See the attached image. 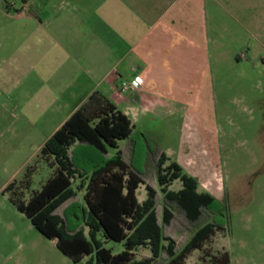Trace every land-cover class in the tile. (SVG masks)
I'll return each instance as SVG.
<instances>
[{
	"label": "rangeland",
	"instance_id": "obj_1",
	"mask_svg": "<svg viewBox=\"0 0 264 264\" xmlns=\"http://www.w3.org/2000/svg\"><path fill=\"white\" fill-rule=\"evenodd\" d=\"M22 4L23 0H0V70L17 53L18 26L26 18L21 15ZM209 10L215 39L210 100L203 95L197 109L176 103L141 120L134 129L135 155L128 142L120 144L127 158L133 154L134 165L149 182L157 168L154 155L166 153L198 180L200 192L220 202L223 211L217 219L225 222L227 230L215 236L207 249L228 251L232 264H264V0H210ZM3 97L1 93L0 264H75L3 192L36 161V143L42 135L36 125L17 124L18 118L3 106ZM52 173L41 161L31 191L41 189ZM181 188L179 180L171 186L176 191ZM138 196L141 202L147 197L144 185ZM163 207L161 198L159 209ZM194 233L193 227L179 239L185 241ZM136 255L143 259L151 252L139 248ZM202 259L203 252L196 250L187 263L200 264Z\"/></svg>",
	"mask_w": 264,
	"mask_h": 264
},
{
	"label": "crops",
	"instance_id": "obj_2",
	"mask_svg": "<svg viewBox=\"0 0 264 264\" xmlns=\"http://www.w3.org/2000/svg\"><path fill=\"white\" fill-rule=\"evenodd\" d=\"M24 1L0 94L17 124L38 126L36 152L95 92L134 126L157 109L210 100V0ZM136 76L139 88L123 92L121 83Z\"/></svg>",
	"mask_w": 264,
	"mask_h": 264
},
{
	"label": "trees",
	"instance_id": "obj_3",
	"mask_svg": "<svg viewBox=\"0 0 264 264\" xmlns=\"http://www.w3.org/2000/svg\"><path fill=\"white\" fill-rule=\"evenodd\" d=\"M29 13L38 15L33 7ZM134 129L125 113L95 92L45 142L24 176L3 192L75 264H188L196 250L203 252L200 264H232L228 251L206 248L227 230L217 219L223 211L220 202L200 192L198 180L166 153L154 155L157 168L149 182L134 165ZM122 141H130L134 148L131 159L121 148ZM41 161L53 173L41 189L31 191ZM178 180L182 188L172 190ZM141 185L147 191L142 202ZM193 227L195 233L181 241L179 235ZM109 243L113 246L107 247ZM139 248L150 250L151 256L138 259Z\"/></svg>",
	"mask_w": 264,
	"mask_h": 264
},
{
	"label": "built area",
	"instance_id": "obj_4",
	"mask_svg": "<svg viewBox=\"0 0 264 264\" xmlns=\"http://www.w3.org/2000/svg\"><path fill=\"white\" fill-rule=\"evenodd\" d=\"M141 85V78L140 76H136L133 80L131 81H123L121 83V89L123 92L126 91H130V90H135L137 88H139V86Z\"/></svg>",
	"mask_w": 264,
	"mask_h": 264
}]
</instances>
